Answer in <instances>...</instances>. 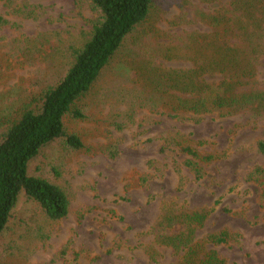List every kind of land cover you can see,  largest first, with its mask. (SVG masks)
<instances>
[{"label":"rangeland","instance_id":"rangeland-1","mask_svg":"<svg viewBox=\"0 0 264 264\" xmlns=\"http://www.w3.org/2000/svg\"><path fill=\"white\" fill-rule=\"evenodd\" d=\"M152 4L145 23L126 36L73 107L83 118L65 119L67 132L85 148L55 141L28 164L29 175L65 190L67 215L48 221L21 195L0 235V264H174L183 254L172 245L174 237L180 240L184 232L196 243L220 231L227 233L226 242L210 248L228 264H264V155L256 147L264 139V116L173 111L179 103L169 97L168 109H162L135 71L142 60L144 67L150 60L166 69L193 68L192 62L163 60L160 47L147 45H171L180 34L203 32L193 13L209 5ZM0 16L9 21L0 26L2 134L21 106L65 74L71 52L88 39L99 14L92 0H0ZM255 80L259 88L264 83V60ZM246 88L252 89L240 90ZM168 137L216 160L199 163L197 178L185 166L187 156L164 149ZM202 209L213 211L200 226L161 223L167 213L180 217Z\"/></svg>","mask_w":264,"mask_h":264},{"label":"trees","instance_id":"trees-1","mask_svg":"<svg viewBox=\"0 0 264 264\" xmlns=\"http://www.w3.org/2000/svg\"><path fill=\"white\" fill-rule=\"evenodd\" d=\"M221 1L202 0L209 5L208 11L195 8L193 21L199 20L205 26L203 32L195 29L180 34L172 39L175 43L171 45L157 46L156 42L147 45L153 50L160 47L163 60L192 62L193 68L154 66L144 51L140 53L149 63L144 67L145 60H142L143 67L135 72L143 86L154 94L155 101L161 100L157 104L162 109H168L169 97L179 103L178 107L169 108L173 111L195 115L215 111L232 115L247 111L252 116H264V83L259 88L255 80L257 67L264 60V0H229L222 12L218 9ZM152 3L153 0H92L99 17L93 22L88 39L71 52L73 59L65 74L57 83L43 88L33 101L21 106L7 122L0 134V235L21 195L36 203L48 221H59L67 215L69 201L65 190L46 179L29 175L28 164L43 147L55 141H62L76 151L85 148L78 135L67 132L65 119L83 118L73 107L88 93L126 36L145 23ZM7 24L9 21L0 16V26ZM243 87L252 89L240 90ZM165 143L164 149L188 157L185 166L197 178L202 171L199 163L216 160L211 152L202 153L171 137ZM256 147L264 155V139ZM212 211L202 209L180 217L167 213L161 223L174 225L183 221L187 227H196ZM184 235L182 232L180 240L177 237L172 240L175 250L183 253L174 264H228L210 248L226 242L225 231L207 235L196 243L190 241V235ZM175 241L179 243L176 245Z\"/></svg>","mask_w":264,"mask_h":264}]
</instances>
